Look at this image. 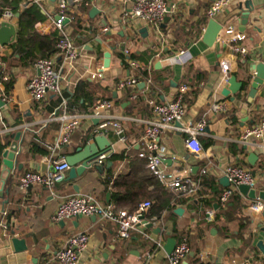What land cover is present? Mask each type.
<instances>
[{
    "label": "crops",
    "instance_id": "0c3cea01",
    "mask_svg": "<svg viewBox=\"0 0 264 264\" xmlns=\"http://www.w3.org/2000/svg\"><path fill=\"white\" fill-rule=\"evenodd\" d=\"M32 1L13 0L17 11L10 23L16 28V41L0 46V56L6 59L4 69L14 80L8 94L10 101L3 105L0 120V138L6 149L15 134L23 132L20 153L15 158L22 170L5 171L3 157L0 168V264H59L54 258L66 239L78 233L90 236L89 248L81 255L79 264H168L165 251L168 239L174 238L179 243L183 237L188 238L191 248L185 264H264V211H251V200L240 193L227 204L219 200L223 189L228 188L221 182L225 177L223 170L232 164L252 170L257 192L264 191V153L252 146L245 150L240 141L247 129L264 118V83L254 98L249 96L255 78L250 68L264 63V0H233L214 19L222 25V31L236 25L245 38L247 56L234 54L226 46L224 32L217 39L218 45L205 44L210 21L207 10L215 0H165L169 10L167 22L164 20L158 26L129 16L138 0H68L72 15L65 29L79 49V58L70 62L58 53L57 47L50 56L63 76V96L72 103L69 110L73 113L90 115L103 101H109L111 106L104 111L105 119H86L70 143L54 154L50 148L60 136V123L49 118L59 107L61 98L50 93L42 104L31 99L27 84L39 72L34 64L24 67L19 62L24 50L18 44V15L27 9L38 11L41 19L35 31L41 36L58 37L53 17L61 0H42L39 4ZM248 1L252 10L244 26L241 15L248 11L245 7ZM5 8L15 9V6ZM93 8L101 13L92 18ZM103 20L106 26L102 25ZM182 51L185 54L178 59ZM106 52L111 53V64L105 70ZM223 63L229 65L231 76L235 75L239 82L249 72L252 80L248 87L243 86L241 92L233 95L222 79ZM129 77L136 79L138 86L117 90L118 83ZM184 85L189 89L184 98L185 121L196 123L205 119L207 126L200 142L202 146L212 144L203 147L201 159L186 148V136L178 130L166 131L160 143L166 150L164 169L198 181L197 197L176 194L163 185V191L156 189L145 161L137 156L144 136L142 121L152 116L147 101H172ZM219 103L227 109L214 113L212 107ZM109 120L124 126L127 142L119 141L113 134L107 136L116 159L105 162L107 166L102 174L88 169L67 181L70 169L53 192L44 186H34L31 190L19 187V178L25 173L38 172L41 164H48L49 173L54 162L66 160L93 142L94 132ZM33 143L47 148L50 155H39L33 150ZM252 153L257 155L253 164L249 162ZM109 162L112 168L108 167ZM203 169H208L205 176H201ZM165 192L182 200L175 202L173 212L164 210L157 214L155 208L147 212L146 219L154 224L153 229L161 228L159 235L153 229L143 228L134 232L130 240H119L117 226L98 217L53 221L60 202L71 196L93 195L103 206L133 212L137 200L141 204L148 201H143L144 196L156 193L165 200ZM177 209L183 212L177 214ZM208 212H212L211 217ZM15 239L23 245L17 246ZM156 242H162L163 249L156 250Z\"/></svg>",
    "mask_w": 264,
    "mask_h": 264
},
{
    "label": "built area",
    "instance_id": "2783aa9c",
    "mask_svg": "<svg viewBox=\"0 0 264 264\" xmlns=\"http://www.w3.org/2000/svg\"><path fill=\"white\" fill-rule=\"evenodd\" d=\"M42 0H33L39 4ZM75 2V0L73 1ZM233 0H215L207 10V18L215 19L221 12L226 10ZM169 14L168 6L165 0H138L133 5L129 16L133 19L141 20L148 25L158 26L163 23ZM70 3L68 0H61L59 10L53 17V24L59 36L57 40V50L66 60L72 62L79 58V49L73 39L66 31V21L71 19ZM15 19V11L12 8H5L0 16V24L11 22ZM227 36L226 46L234 54L247 56L249 51L243 45L244 36L237 30L236 25L228 26L224 31ZM220 33V34H221ZM185 52H180L177 58L184 56ZM2 63L0 60V68ZM35 68L39 75L32 78L27 84V90L33 102L42 104L45 102L48 94H54L61 98L59 107L52 113L49 121L60 123V136L50 148L54 154L58 150L67 146L74 132L82 125L86 119L97 118L105 119V109L110 108L109 101H103L95 107L90 115L70 112L68 101L63 96V76L55 68V61L52 58H42L35 63ZM231 77V70L227 63L222 64V79L228 84ZM10 76L3 74L0 70V102L6 105L10 100L5 90L4 83L9 81ZM138 81L134 78H125L117 85V90H123L127 87H137ZM187 86H182L172 101L161 103L154 99L147 101L151 108L152 116L150 119L142 121L144 124V136L142 145L138 152V158L147 161V168L161 184L168 190L183 194L187 197H197L199 192V182L191 178H181L174 173L167 172L163 167V160L166 156V150L162 147L160 139L168 130H178L186 136V148L196 157L203 158L204 148L200 142V137L205 134L207 121L202 119L196 123L185 121L186 107L184 98L188 92ZM135 98V97H134ZM227 107L224 104H215L212 107L214 113L224 112ZM3 106H0V120H2ZM113 134L119 141L127 142L126 130L124 126L116 121L109 120L104 122L94 132L96 136H109ZM240 141L245 146H252L260 149L264 153V118L260 123L247 129L241 136ZM113 156L109 151L96 159L97 163L106 162ZM54 172H27L19 178V187L27 190L34 186H44L53 192L55 186L64 178V173L71 167L65 159L53 163ZM208 169H203L201 176H205ZM223 174L228 178L230 186L223 189L219 196L221 204H227L231 198L238 192L239 186L246 185L251 189H256L257 179L252 170L244 166L232 164L224 168ZM152 208L150 201L141 203L138 208L129 212L119 210L112 205L103 206L93 195H77L63 199L53 216V221L64 222L70 219L84 217H98L103 221L111 222L117 226V238L119 240H130L132 234L142 230L145 227L147 212ZM249 209L254 213L264 211V202L257 198L251 200ZM212 216V212H208ZM90 236L86 233H78L69 236L63 249L54 258L59 264H79L81 255L89 248ZM163 249L162 242H156V250ZM191 248L187 237L181 238L177 243L171 255L167 256L168 264H185L189 258ZM151 255L148 256V259Z\"/></svg>",
    "mask_w": 264,
    "mask_h": 264
},
{
    "label": "water",
    "instance_id": "95a60500",
    "mask_svg": "<svg viewBox=\"0 0 264 264\" xmlns=\"http://www.w3.org/2000/svg\"><path fill=\"white\" fill-rule=\"evenodd\" d=\"M56 1V0H54ZM245 7L248 10L247 12H243L241 15V24L246 26L249 21V16L252 10L251 2L248 1L245 3ZM101 12L97 8H93L90 12L91 17L93 18L96 14H100ZM19 17V15H18ZM165 22H167V18L165 19ZM102 25L106 26L107 22L106 20L102 21ZM223 27L220 25L217 21L214 19L209 21L207 30L204 35V42L208 46H214L218 45V37L222 31ZM243 31V30H241ZM17 37V31L15 26L10 22H3L0 24V46H8L13 44L16 41ZM125 46L121 47V50L124 51ZM111 64V53L106 52L104 54V64L103 69H109ZM160 66V63L158 64ZM105 70H102V73L105 74ZM251 72L255 73V78L253 79V82L251 84L250 89V98H254L257 94V90L259 87L264 83V63L260 64H253L250 68ZM229 90L233 95L238 94L241 92L244 83L239 82L237 80V77L235 75L231 76L229 81ZM4 104L0 102V106H3ZM23 136V132L19 131L14 136V141L11 143L8 149H6L3 153V166L4 170L8 173H11L16 168L18 171H21L23 166L17 165L15 162L16 154L20 153V142L21 138ZM244 149L247 150L248 146H244ZM112 151V141L106 136L100 135L93 138V142H90L86 144L84 147L79 148L77 150V153L71 156L66 157V161L71 167L69 176L67 178V181L76 179L78 176H81L86 170L93 169L99 173H103L105 167L107 166L105 162L103 163H97L96 159L109 152ZM257 159V155L255 153L250 154L249 156V162L254 163V161ZM112 166V162L108 163V167ZM48 164H41L38 167V170L42 173H47L48 171ZM54 167L50 168V172H54ZM222 184L226 187L230 186L228 178L224 177L221 180ZM32 188V187H31ZM29 188L28 190H31ZM76 192H79L78 187H74ZM239 193L245 196L246 198L250 200H256L257 198L264 201V191L257 192L256 189H251L246 185H241L238 188ZM177 214H181L183 212L182 209H177L175 211ZM145 227L144 229H153L154 224L150 223L148 221H145ZM153 232L157 235L161 233V228H158L157 230L153 229ZM14 243L18 245H23V242L20 240L15 239ZM177 245V240L174 238H169L167 241V244L165 245V251L168 255H171L174 251L175 247Z\"/></svg>",
    "mask_w": 264,
    "mask_h": 264
},
{
    "label": "trees",
    "instance_id": "16d2710c",
    "mask_svg": "<svg viewBox=\"0 0 264 264\" xmlns=\"http://www.w3.org/2000/svg\"><path fill=\"white\" fill-rule=\"evenodd\" d=\"M2 5H0V16L2 14V11L5 7H14V11L16 9V3H13V0L10 2V0H2ZM41 19V15L38 11L36 10H31L27 9L24 10L20 13V16L18 18V25H19V32H18V44L23 48L24 52L21 54L19 62L21 63L22 66L28 67L31 65H35V63L42 58H50V56L55 53L56 50V44L58 37L56 35L52 36H41L35 31V25L36 23ZM0 60L2 63V67L0 70L3 72V74H8V72L4 69V61L6 60L5 58H2L0 56ZM252 77L250 76L249 72H246L244 79L242 82L244 83V87H248V85L251 83ZM5 85V90L7 94L12 90L13 85H14V80L10 76L9 81L4 83ZM81 86V85H80ZM80 88V87H79ZM79 89L76 91V95L79 93ZM77 97V96H76ZM75 102H78V98H75ZM69 109L72 108V103L70 104L68 102ZM152 114V112H151ZM212 143L206 144L203 147L206 148L210 146ZM6 149V145L3 144L2 139L0 138V168L2 164V157L3 153ZM33 150L39 153L41 156H49L50 151L47 148L41 147L37 143H33ZM116 159V156L113 155L111 157V161ZM146 165L147 161L144 160ZM112 168V167H111ZM149 171V170H148ZM151 173V172H150ZM152 184L156 189L164 190L162 187L161 182L152 175ZM160 195L162 194H154L150 196H144V200H148L152 203V208L156 209V213H162L164 210H168L173 212L175 209V202L178 200L179 202L182 200L181 198H174L171 194H168L165 192L163 195H166V199L164 200L163 197ZM239 193L237 192L232 198L238 197ZM128 198V196H126ZM231 198V199H232ZM164 200V201H163ZM134 208H138L140 205V200H137L135 203Z\"/></svg>",
    "mask_w": 264,
    "mask_h": 264
}]
</instances>
